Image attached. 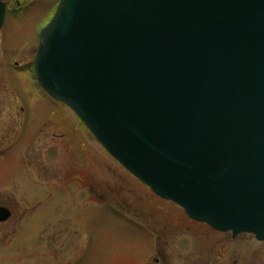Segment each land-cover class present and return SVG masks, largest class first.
Here are the masks:
<instances>
[{"label": "water", "instance_id": "1", "mask_svg": "<svg viewBox=\"0 0 264 264\" xmlns=\"http://www.w3.org/2000/svg\"><path fill=\"white\" fill-rule=\"evenodd\" d=\"M34 66L157 197L264 241V0H60Z\"/></svg>", "mask_w": 264, "mask_h": 264}, {"label": "rangeland", "instance_id": "2", "mask_svg": "<svg viewBox=\"0 0 264 264\" xmlns=\"http://www.w3.org/2000/svg\"><path fill=\"white\" fill-rule=\"evenodd\" d=\"M1 1L16 7L15 0ZM18 3L24 10L8 14L0 30V128L1 133L12 126L16 131L21 122L15 120L16 107L23 129L12 146L0 149V200L10 197L8 203L17 201L20 210L32 211L15 232H10L14 219L0 224V264H153L154 235L111 204L165 227L169 264H205L208 244L222 238L156 198L106 154L71 111L40 89L33 52L59 0ZM42 129L32 152L49 157L48 174L37 175L25 141ZM90 178L100 189L97 198L87 190ZM70 229L83 236L76 257L70 245L62 254L48 252L44 233ZM213 258L214 263L222 259L218 264H264V244L248 235L225 240L215 245Z\"/></svg>", "mask_w": 264, "mask_h": 264}, {"label": "flooded vegetation", "instance_id": "3", "mask_svg": "<svg viewBox=\"0 0 264 264\" xmlns=\"http://www.w3.org/2000/svg\"><path fill=\"white\" fill-rule=\"evenodd\" d=\"M16 2V8H12L9 11L7 10V14L10 12L13 15H16L18 13H20V7H18V2L17 0H15ZM14 111L17 114L15 120L20 121L21 122L17 125L16 127V131H14L13 126L10 128L9 131H5L4 133H1V128H0V149L3 147H7L9 148L10 146H12L15 141L21 136V132H22V114H21V110L14 107ZM14 131V133H13ZM44 130H40L38 132L37 135L34 136H30L25 142V146H26V154H28L27 158L29 163L32 165L34 171L36 172V174L38 175L39 173L41 175H46L48 174V166L44 164L47 163L48 164V159L49 157L46 156V160H44L43 158H40L39 154L36 153V155H34V153L32 152V148L34 147V144L36 142V139H38V136L41 132H43ZM42 135V134H41ZM10 145V146H9ZM30 151V152H29ZM43 184V183H41ZM44 185V184H43ZM88 192L95 196L96 198L98 197V190H100L98 188L97 185L94 184V181L92 180V178H90L89 183H88V187H87ZM8 201H11L10 197H5L3 199V201L0 200V208H4L6 210H8L11 214V218L10 220L14 219L13 222V227L11 229L10 232H15V228L16 226H18L29 214H30V210L29 209H23L20 210V206L17 203V201L13 204V202L8 203ZM41 206V204H39L38 206H36V208H39ZM32 211V210H31ZM135 217L139 218L137 215H134ZM59 221V220H58ZM137 222H139L140 224H142L143 226H145L147 228V230L149 232H151L156 240V247H155V251H154V256L150 257V259L152 260L153 264H169L168 263V255L166 254V245H168V241H166L165 238V227L162 228L160 226L157 225V222L154 221V224H151V222L142 220V218L137 219ZM8 223V222H6ZM6 223H3L1 225H5ZM68 233L66 234L64 231H60V230H53L51 231V233H44V242L46 243L45 248L47 249V251L49 252V250H57V252L59 253H63L66 251V248L70 245V247H73V257H76V253H79V249H80V245H79V241H81L82 239V235L78 234L77 232H75L74 230H69L67 231ZM218 236H220L222 239L217 240V241H213L212 244H208L209 246V251L205 254L206 257L203 258V261H205V264H218L219 262H222V259L220 261H216V263H214L215 261H213V255H214V247L215 245H219L221 242L226 241H233V240H237L238 238L243 237L242 236H237L235 238L232 237L231 234H219V233H215ZM5 237V236H4ZM86 239L88 237H85ZM55 254V252H53ZM60 254V255H61ZM213 261V262H212Z\"/></svg>", "mask_w": 264, "mask_h": 264}]
</instances>
